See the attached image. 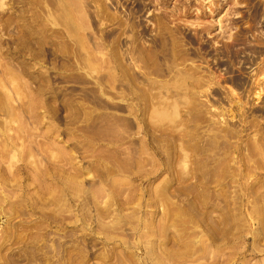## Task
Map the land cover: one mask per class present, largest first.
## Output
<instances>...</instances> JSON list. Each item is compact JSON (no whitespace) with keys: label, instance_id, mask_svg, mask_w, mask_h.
Masks as SVG:
<instances>
[{"label":"rangeland","instance_id":"rangeland-1","mask_svg":"<svg viewBox=\"0 0 264 264\" xmlns=\"http://www.w3.org/2000/svg\"><path fill=\"white\" fill-rule=\"evenodd\" d=\"M0 264H264V0H0Z\"/></svg>","mask_w":264,"mask_h":264}]
</instances>
